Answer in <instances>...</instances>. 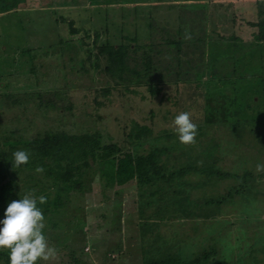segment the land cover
Instances as JSON below:
<instances>
[{"label": "rangeland", "instance_id": "rangeland-1", "mask_svg": "<svg viewBox=\"0 0 264 264\" xmlns=\"http://www.w3.org/2000/svg\"><path fill=\"white\" fill-rule=\"evenodd\" d=\"M259 10L264 0H0V164L8 166L14 145L46 131L99 129L126 143L132 120L158 136L176 133L175 117L188 112L200 131L193 145L181 144L178 135L165 140L178 143L162 157L170 171L199 165L239 173L221 179L190 172L160 185L133 179L110 188L88 170L79 202L45 217L44 233L57 256L38 264H148L209 244L218 247L211 250V263L226 257L232 264L245 252L244 264H264V173L255 171L264 163V42L252 25ZM122 43L130 72L121 80L114 74L122 71L106 70L111 66L99 49ZM139 69L148 71L147 80L182 81L163 83L159 93L149 83L134 85L139 92L129 93L127 102L113 86L111 105L103 102L105 84L127 81ZM54 90L63 93L58 97ZM214 137L216 142L205 144ZM209 144L217 161L206 156ZM245 168L250 172L243 179ZM11 176L7 167L5 189L14 191ZM241 185L245 191L237 194ZM254 249L257 260L247 256Z\"/></svg>", "mask_w": 264, "mask_h": 264}, {"label": "trees", "instance_id": "trees-1", "mask_svg": "<svg viewBox=\"0 0 264 264\" xmlns=\"http://www.w3.org/2000/svg\"><path fill=\"white\" fill-rule=\"evenodd\" d=\"M259 17V21L257 23H252V25L259 26V32L256 34V38L259 36L260 43L264 42V11L260 12L259 10ZM69 23L71 30L75 32L72 34L76 35L78 29H75L74 20H70ZM81 45L85 47L84 44ZM86 50L88 51L90 49L88 48ZM127 51L129 50L124 43L117 46L113 44L103 45L99 49V54L107 55L111 66V68L107 67L106 70L109 72L113 70L115 73L116 70L118 72L122 71L121 75L114 74L116 79L122 77L127 71L130 72ZM97 57H99V55H97ZM88 59L98 68V63L90 54L88 55ZM177 74L182 76L179 71ZM148 76V71H146V73H140L139 69V71H135L134 75L127 81H115L114 84H105L102 90L103 102H112V98H110L109 94L114 91L112 90L113 86L118 89L117 92L120 94V97L122 99L125 97L127 102L130 99L129 93L139 92V88H137L139 86L134 85L149 83L151 91L159 93L161 87L164 85L163 83L171 82L174 84L175 80L176 82L182 81L180 77L172 80L151 81V78L147 80ZM133 78H135L136 81H133ZM198 87L203 88V92L206 96L209 95V88L204 82H201ZM62 93L63 92L55 91L53 94L60 97ZM39 95V98H42L43 95L41 91H39ZM12 97L14 98V95ZM34 98L35 97L30 98L28 102ZM17 101L19 102V100H13L14 105L18 104ZM110 103H108V106L111 105ZM48 104L40 102L39 105L47 107ZM255 112L257 114L260 113V108L259 112L258 110ZM239 120L240 119L234 120V122ZM201 125H203V123ZM128 128L129 131L123 140L126 143H120L119 139L114 140V136L109 135L108 132L97 129L80 134H70L67 131H46L44 135L37 134L34 137L32 136L33 138L30 137V139L27 138L25 139L26 141L20 142L21 147L15 148L14 145L13 149L7 152V167L10 168L11 177L16 183L14 191L5 189L6 183H4V180L7 175V167H5V164H0L5 167L4 171L0 170V221L5 218L4 214L8 205L14 200L23 198L25 194H32L37 198V206L43 211L44 216L48 218H50V214L60 212L62 208L68 207L69 204H74L75 201L79 202V197H83L86 193L88 186L85 179L87 177L86 173L91 169L96 170L99 178H103L106 186L110 188L122 186L133 179L141 185H160L165 182H171L178 177L183 178L190 172H193L195 175H201L207 172L210 176L216 175V178L221 179H227L235 175L232 172H225L221 167H203L199 165H189L190 168L184 166L183 168L175 169V172H171L166 162L162 161V157L166 154H170L176 144L175 141L168 144L165 140L176 138L177 134L164 133L158 136H152L151 127L138 120H132ZM203 128L204 127H202V129ZM198 131H200L199 127ZM207 133L208 132L204 131L200 134L207 137L209 135ZM9 134L16 135V131H11ZM6 135L8 134H4V136ZM216 141L214 137L213 139H207L205 144L207 145L209 142L213 144ZM176 145H178V143ZM215 148L218 150L219 146L215 144ZM17 150L27 151L30 154V159L27 164L21 165L18 169H14L13 153ZM206 156L213 158L214 161L218 159L215 155L214 147H211V145L210 155ZM0 161H3V159L0 158ZM38 166L43 167L44 172H36ZM243 170H245L243 171L244 179L248 176L250 170L249 168ZM237 174L239 173H236V175ZM159 188H161V186H159ZM230 189L229 197L233 198V187ZM244 189L245 187L241 185L239 189L236 190V193L241 194L245 191ZM41 195L47 198V202L44 204L39 203V197ZM243 197L244 199H249L247 195H243ZM144 225L147 227L149 224L144 223ZM0 227H3L2 223H0ZM240 239L238 233H236L237 245H239ZM190 245L192 246L195 244ZM212 249L218 250V247L214 244H209L208 247L200 246L197 252H194V248L191 247L190 251H193L191 253L188 252V248H185L175 253L178 257H170V259H160V257L159 259L150 260L151 262H148V264H230L227 262L228 259L226 257H221L220 259L216 258V260L211 263L210 258L213 255L211 253ZM186 251L190 254L189 261L181 263V258L189 255L185 254ZM257 252H259V249H254L247 256L257 260L259 256H257ZM244 254L245 252H243V256L240 259L236 257L237 259H235L232 264H244L247 261L246 255ZM9 255V250H0V260H2L4 264H10ZM250 263L254 264L251 261Z\"/></svg>", "mask_w": 264, "mask_h": 264}, {"label": "clouds", "instance_id": "clouds-1", "mask_svg": "<svg viewBox=\"0 0 264 264\" xmlns=\"http://www.w3.org/2000/svg\"><path fill=\"white\" fill-rule=\"evenodd\" d=\"M185 39H190L186 34ZM175 131L179 141L184 145L196 143L198 125L193 122L191 114L181 112L174 119ZM30 154L25 150H17L13 153V167L18 169L27 164ZM256 173H264V163H258ZM36 172H44V168L38 166ZM257 182H261L259 179ZM47 198L39 197V203L44 204ZM37 198L32 194H25L23 198L12 201L6 211L5 218L0 221V250H9L10 264H38L39 261H50L57 256V249L50 245L44 233L46 227L43 211L37 206Z\"/></svg>", "mask_w": 264, "mask_h": 264}]
</instances>
